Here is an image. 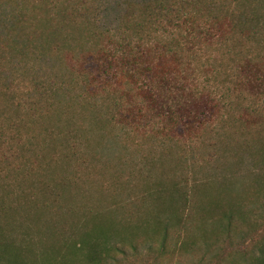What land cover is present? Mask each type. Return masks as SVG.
Wrapping results in <instances>:
<instances>
[{
	"label": "trees",
	"instance_id": "16d2710c",
	"mask_svg": "<svg viewBox=\"0 0 264 264\" xmlns=\"http://www.w3.org/2000/svg\"><path fill=\"white\" fill-rule=\"evenodd\" d=\"M0 264H264V0H0Z\"/></svg>",
	"mask_w": 264,
	"mask_h": 264
},
{
	"label": "rangeland",
	"instance_id": "374dc122",
	"mask_svg": "<svg viewBox=\"0 0 264 264\" xmlns=\"http://www.w3.org/2000/svg\"><path fill=\"white\" fill-rule=\"evenodd\" d=\"M249 68H251V67H249ZM246 90L248 92H251L252 88L247 86ZM126 153L132 154V156L131 155H127V157L128 158H133L134 160H136V162L138 161V159L140 160L141 157L145 154V152L131 153L130 150H128ZM123 161H125V160H123ZM113 162H116V161H113ZM259 188L260 187L258 186V183H255L253 181H248L247 180L246 182H244L242 184H239L238 186L234 187L233 191L229 194V197L221 195L220 192L218 190H216V189H200L199 198L201 199V201L203 203H208V206L212 205V207L214 205H216V204L223 203L224 201L228 200V198H236V199H238L240 201L246 202V198L247 197L251 196L253 198L255 194H260L261 193ZM93 192H94L93 189H90L87 193H82L78 188L72 190V204L76 208H79V209H84L86 207H93L99 212H104L106 202L104 200H100V199H96V200L92 199L91 198V194ZM137 192H140V190L139 189H135L134 193H137ZM125 213H126V217L127 218H130V219L134 218L129 213L128 207L125 206V205H122V207H121V209L119 211L117 210V212L115 213L116 218H120L121 219L122 216ZM72 222L76 224L75 231H79V228H80L79 225H80L81 220L75 219ZM120 227H121V225H119L117 227L118 231H119ZM114 230H115V227H114ZM123 233H124V230H123ZM145 234L148 235V234H150V232L147 231L145 233L144 231H136V233L134 235H135V237H136V239L138 241H143L144 242L145 241V238H144ZM153 239L157 240V237H155ZM41 250H42V248L40 246L37 247V249H35V251L38 252V253H41ZM140 254L143 255L144 251L141 250Z\"/></svg>",
	"mask_w": 264,
	"mask_h": 264
}]
</instances>
